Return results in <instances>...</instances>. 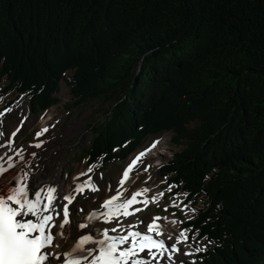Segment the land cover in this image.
I'll return each mask as SVG.
<instances>
[{
  "label": "trees",
  "instance_id": "1",
  "mask_svg": "<svg viewBox=\"0 0 264 264\" xmlns=\"http://www.w3.org/2000/svg\"><path fill=\"white\" fill-rule=\"evenodd\" d=\"M66 79L75 105L111 102L91 163L174 133L196 264H264V0H0V84L44 112Z\"/></svg>",
  "mask_w": 264,
  "mask_h": 264
},
{
  "label": "snow or ice",
  "instance_id": "2",
  "mask_svg": "<svg viewBox=\"0 0 264 264\" xmlns=\"http://www.w3.org/2000/svg\"><path fill=\"white\" fill-rule=\"evenodd\" d=\"M15 134V131L12 132L13 136ZM40 134L38 132L37 136ZM3 135L4 133L0 132V136ZM155 143L152 147H155ZM35 147H40V144H36ZM149 150L140 152L127 165L118 178V186L112 187L111 194L107 198L101 197L102 203L95 205L97 210L86 213L89 221L99 219L100 224L93 225L100 228L99 236L93 237L91 234L85 235L80 232L77 234L78 239L74 236L67 248L63 230L70 223V214L74 211H85L82 205L77 206L75 210L70 209L69 205L76 195L85 196L87 199V193L101 191L99 185L88 175L93 172L94 166H89L86 171L79 173V177L87 178L75 184L69 194H61L60 199L66 203L59 205L55 203L56 188L51 186L46 190L43 187H39V190L34 188L35 199L30 198L26 172L23 176L8 182L5 186L10 187L9 192L6 196H0V264H162L164 261L167 264H176L177 253L181 256H191L192 252L181 251L178 247L182 242L188 241L187 229L175 234L157 223L165 219L159 216L137 220L135 223L127 222L129 215L134 216L136 212L142 210V207H134L135 205L146 207L149 203H158L157 197L165 195L164 192H157L148 196L151 191L149 187L130 192L124 187L125 181L130 179L129 174L133 167ZM0 161H4L3 156H0ZM14 167L12 158L8 157L6 163H0V176ZM103 178L101 173L98 179ZM35 183L39 185V181ZM108 188L109 185L105 184L104 189ZM140 197L143 199H139ZM172 204L174 207L177 206L175 201ZM141 223L146 225V231L139 230ZM170 223L175 225L178 221L172 220ZM78 227L81 230L89 228L85 223H79ZM162 236H166L167 240L174 239V242L167 244L165 239L158 238ZM195 251L199 252L201 248L196 247ZM141 253L145 255L141 256ZM179 264L186 262L180 260ZM191 264L195 262L192 261Z\"/></svg>",
  "mask_w": 264,
  "mask_h": 264
},
{
  "label": "rangeland",
  "instance_id": "3",
  "mask_svg": "<svg viewBox=\"0 0 264 264\" xmlns=\"http://www.w3.org/2000/svg\"><path fill=\"white\" fill-rule=\"evenodd\" d=\"M7 82H4L0 88L5 87ZM1 95V92H0ZM59 98V102L50 108L47 112L35 113L31 109L30 100L21 96L19 97L17 93L11 91L3 94L0 97V132H3L4 135L0 136V145L3 143H11L14 142V148L12 149V159L15 163H20L24 160L25 157H30L33 155L35 150H44L47 151L42 155V161L38 164L33 162H25L19 166L20 170H24L28 173L27 168H30V173L28 174V179H33L30 175H34V173H38L35 168L38 166H43L44 170L42 173L43 176H49L48 171L50 167H53L57 170V177L54 179V182H57L61 185V194L65 193L67 190H72L74 185H72L75 181H72V177L76 175L81 170L86 169L89 166H94L93 172L89 173L93 179H96L101 191L97 192H89L87 193V199L85 196L76 195L73 200L70 208L74 210L77 206H83L85 210L96 208L95 205L100 204L102 201L100 198H107L108 195L111 194V188L118 186L117 181L120 178L122 171L127 167V165L135 159L140 152H144L152 147L153 143L158 139L162 143L154 149V154L151 155L153 159H160L159 164L155 165H146L145 163H141L142 160L137 162L135 166V173L143 172L141 180L143 182L151 179L149 174L153 173L154 170L159 173V184L158 186H154L155 191L164 192L165 195L163 197H157L158 203H149L146 207L142 205H138V207H142L141 211L135 213V215L127 218L128 223L136 222L137 220H147L149 217H155L156 214L162 215L164 217H172L173 220L178 221L175 226H178V229L170 228L167 226L163 220V226L168 230H171L173 233L178 234L181 230H184L185 223L194 219L197 215L198 210L203 206V203L199 201V204L195 202H186V194H179L178 197L173 196V192L176 188L169 184L168 179L162 176L164 166L171 160L174 153L180 150V147H175L173 145V134L171 132L163 133L160 135L150 136L144 143L137 148L135 152L132 153L131 156L125 162H110V163H95L90 164L87 159H85V151L89 147L92 139L95 135L96 127L106 119V112L109 110L111 106V102L105 101L102 99H94L86 101L84 104L80 106H76L73 104L71 100V87L68 84V81H61L60 91L57 94ZM5 109H11V111H5ZM49 112V114H48ZM48 114V115H47ZM47 115V116H46ZM48 118L47 125L43 128L36 120ZM19 129V131H16ZM47 129V131H43ZM16 132L15 136L12 135V132ZM41 133L37 136V133ZM37 140H41L43 142L41 148H35L34 142ZM17 147H21L22 150L19 152V155L15 154V150ZM16 148V149H15ZM5 150H10L8 146L4 147ZM168 153V154H167ZM158 154H161L162 157H159ZM151 159L149 163H152ZM51 162H54L55 165H52ZM28 163H32L31 166ZM147 168L145 171L144 169ZM17 173L14 172V169H10L8 173H5V178L0 179V196H6L9 192L10 188L5 186L11 180L8 177L12 176L14 172L15 180L18 176H23L21 171ZM34 172V173H33ZM54 173V170H51V174ZM103 174V180H99L98 177L100 174ZM134 173V174H135ZM95 177V178H94ZM156 174L153 175L154 184L158 179L155 178ZM83 178V177H81ZM27 179V180H28ZM6 180V181H5ZM34 180V179H33ZM72 181V182H71ZM111 181V182H110ZM100 183V184H99ZM111 184L107 190L104 189L105 184ZM135 183V180H131L125 188L128 190L132 189V185ZM151 184V185H152ZM135 187H141L140 183L137 182ZM169 187L171 190H169ZM34 188V186H32ZM156 192V193H157ZM124 195H126L124 193ZM141 199V198H140ZM174 199V200H172ZM175 201L177 206H173L172 202ZM187 205V207H184ZM183 209V211H181ZM160 213V214H159ZM79 214V211H74L71 216H75ZM174 214V215H173ZM149 216V217H148ZM110 227V225H107ZM174 226V225H171ZM146 229V225L144 223L139 224V228ZM170 228V229H169ZM187 235L189 237L186 243L182 242L178 247L181 251H190L192 252L191 256H181L179 253L176 254V264H179L180 260H184L186 264H191L192 261L196 262L199 254L205 247L203 241H198L199 235L192 234V229H187ZM162 239V237H161ZM163 239L166 240L167 244H171L174 242L173 240H167L166 236H163ZM200 247L201 251L196 252L195 248ZM145 255V253H144ZM162 264H167L166 261L162 262Z\"/></svg>",
  "mask_w": 264,
  "mask_h": 264
},
{
  "label": "bare ground",
  "instance_id": "4",
  "mask_svg": "<svg viewBox=\"0 0 264 264\" xmlns=\"http://www.w3.org/2000/svg\"><path fill=\"white\" fill-rule=\"evenodd\" d=\"M48 114H49V112H48ZM47 114V115H48ZM46 115V116H47ZM47 119L48 118H42V119H38V120H36L40 125H42V127L44 128L46 125H47ZM161 141H162V139H161ZM160 140H156L155 142V147L156 146H158L160 143H162ZM1 145H3V146H0V156H3L4 157V161H0V163H6V161H7V159H8V157H11V151H12V149H13V145L12 144H10V143H3V144H1ZM5 146H8L9 148H10V150H5L4 149V147ZM155 147H151L150 148V150L149 151H147L146 152V154H145V156L144 157H142L141 158V160H142V164L143 163H145L146 165H152V164H155V165H157V164H159V163H161L160 162V159H158V160H155V159H153L152 158V156L153 155H156V154H154V149H155ZM47 150L46 149H40V150H35L34 149V152H33V155L32 156H30V157H25L24 158V160H22V162H20V163H15L14 162V164H15V167L13 168L14 169V172L15 173H17L20 169H19V166L21 165V164H23V163H25V162H33V163H35V164H38L39 162H41L43 159H42V155H43V153L44 152H46ZM150 154L152 155L151 157H150ZM168 154V153H167ZM159 155V157H162L161 156V154H158ZM151 159H153V160H155V161H153L152 163H149L150 162V160ZM52 163V165H55L54 164V162H51ZM30 166H31V164L32 163H28ZM137 165V164H136ZM135 165V166H136ZM135 166L133 167V170L130 172L131 174H130V179L129 180H126L125 181V185L124 186H126L131 180H135V183L132 185V189L131 190H129V192L130 191H133V190H137L139 187H135L134 185L137 183V182H139L140 183V185H141V187L140 188H142V187H149L150 189H151V191L147 194L148 196H151V195H153V194H155L156 192H157V190L155 191L154 189H156V188H154V186H158V184H159V177H160V175H159V173L158 172H156V170H154L153 171V173H151V174H149L150 176V180L148 181V179H147V181H146V183L145 182H143L142 180H141V178H142V173H144V171L143 172H139V173H135L136 171H135ZM30 168L32 169L33 167L31 166V167H28L27 168V170H28V174L30 173ZM54 170V173L53 174H51V170ZM35 170L38 172V173H34V175H30L33 179H28L27 181H26V183H27V185H28V190H29V193H30V198H32V199H35V196H34V194H33V189L35 188L36 190H39V187H43V188H45V190L47 189V187H49V186H51V187H54V188H56V193H54V195H56L57 196V200L55 201V203L57 204V205H59L60 203H65V201H62L61 199H60V196H61V185H59L57 182H54V179L57 177V175L58 176H60V174H58V172H57V170L55 169V168H53V167H50V170L48 171V173H49V176L47 177V176H43L42 174H40V173H42L43 172V170H44V167L43 166H38V167H36L35 168ZM22 173H24V172H26L27 173V171H26V168L24 169V170H20ZM85 171V169H83V170H81L80 172H78L76 175H74L73 177H72V181L74 180L75 182L72 184V185H74L75 186V184H77V183H80V182H82L83 181V178H79V179H77V177H79V173H81V172H84ZM14 172H13V174H12V176L10 177H8V179H10L11 181H14L13 180V178H14ZM135 173V174H134ZM9 175L11 174V173H8ZM8 174L6 175V176H8ZM18 174V173H17ZM156 174V177L155 178H157L158 180L157 181H155L154 182V184H152L153 183V181H154V178H153V175H155ZM3 176H5V174L4 175H2V176H0V179H2V178H5V177H3ZM21 176V175H20ZM6 181V180H5ZM35 181H39V185H37L36 183H35ZM71 181V182H72ZM111 182V181H110ZM157 182H158V184H157ZM100 184V183H99ZM152 184V185H151ZM108 185H109V187H111V184L110 183H108ZM32 186H34V188H32ZM117 187V186H116ZM10 188V187H9ZM100 188H101V184H100ZM72 190H67L65 193H63V195H67V194H69L70 192H71ZM126 195L128 194V193H125ZM143 198V197H142ZM42 199H43V196H42ZM102 203V201L100 202V204ZM74 210V209H73ZM97 209L96 208H90V209H88V210H85L84 212H79V214H77V215H75V216H71V214H70V223H69V225H67L66 227H65V229L63 230L64 231V236H65V247L67 248V247H69L70 245H71V242H72V240H73V237L74 236H76L77 237V239H78V236H77V234L78 233H80V232H83V234H85V235H89V234H91L93 237H98L99 236V234H100V228L99 227H94L93 225H99L100 224V221H99V219L97 218V219H93L92 221H89L88 219H87V215H86V213H91L92 211H96ZM100 210V209H99ZM146 217V216H145ZM145 217H144V220H145ZM149 217V216H148ZM57 219H59V217H57ZM170 221H172V220H170ZM170 221H168L167 220V218H165L164 220H163V222L167 225V226H169L170 228L172 227V228H174V229H178V226H171L172 224L170 223ZM163 222H157V223H160V224H163ZM79 223H85L86 225H88L89 226V228L91 229V231L89 232V228H86V229H83V230H81V229H79V227H78V224ZM103 227H106V225H103ZM169 228V229H170ZM58 251H59V249H58Z\"/></svg>",
  "mask_w": 264,
  "mask_h": 264
}]
</instances>
